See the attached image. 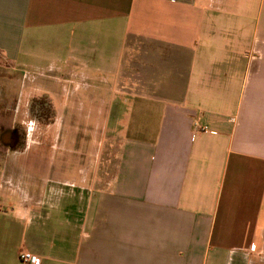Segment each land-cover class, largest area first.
Segmentation results:
<instances>
[{"label": "crops", "instance_id": "0c3cea01", "mask_svg": "<svg viewBox=\"0 0 264 264\" xmlns=\"http://www.w3.org/2000/svg\"><path fill=\"white\" fill-rule=\"evenodd\" d=\"M0 56L100 129L82 178L0 169V264H264V0H0Z\"/></svg>", "mask_w": 264, "mask_h": 264}, {"label": "rangeland", "instance_id": "374dc122", "mask_svg": "<svg viewBox=\"0 0 264 264\" xmlns=\"http://www.w3.org/2000/svg\"><path fill=\"white\" fill-rule=\"evenodd\" d=\"M250 55L251 62L261 59L257 45ZM45 78L34 70H18L0 56V169H16L18 179L27 181L82 178L88 123L82 108L72 106V97L66 100L75 114L70 111L68 116V108L57 106L63 85L57 87ZM54 87L56 91L51 90ZM81 95L82 90L80 101ZM99 130L97 123L91 124L92 145Z\"/></svg>", "mask_w": 264, "mask_h": 264}, {"label": "built area", "instance_id": "2783aa9c", "mask_svg": "<svg viewBox=\"0 0 264 264\" xmlns=\"http://www.w3.org/2000/svg\"><path fill=\"white\" fill-rule=\"evenodd\" d=\"M19 259L23 263L39 264V258L29 252H20Z\"/></svg>", "mask_w": 264, "mask_h": 264}]
</instances>
